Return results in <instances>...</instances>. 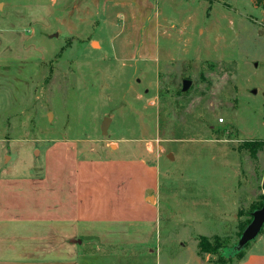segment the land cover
Instances as JSON below:
<instances>
[{"label":"rangeland","instance_id":"obj_1","mask_svg":"<svg viewBox=\"0 0 264 264\" xmlns=\"http://www.w3.org/2000/svg\"><path fill=\"white\" fill-rule=\"evenodd\" d=\"M259 1L150 0L161 28L155 57L139 58L129 25L106 21L91 0H0V33L15 34L7 48L0 34V55L9 51L0 59V170L36 172L62 140L89 159L160 168L157 226L121 228L105 244L87 239L82 264L245 259L255 241L243 257H226L264 196ZM203 239L224 249L203 254Z\"/></svg>","mask_w":264,"mask_h":264},{"label":"crops","instance_id":"obj_2","mask_svg":"<svg viewBox=\"0 0 264 264\" xmlns=\"http://www.w3.org/2000/svg\"><path fill=\"white\" fill-rule=\"evenodd\" d=\"M91 1L106 21L121 17L129 25L134 57H155L161 24L150 0ZM0 34L7 48L15 34ZM35 168L0 170V264H82L87 239L105 244L121 228L159 222L160 168L143 159H89L75 141L62 140L45 148ZM151 234L138 237L146 242ZM244 258L240 264H264V229Z\"/></svg>","mask_w":264,"mask_h":264},{"label":"water","instance_id":"obj_3","mask_svg":"<svg viewBox=\"0 0 264 264\" xmlns=\"http://www.w3.org/2000/svg\"><path fill=\"white\" fill-rule=\"evenodd\" d=\"M192 82L186 80L183 82V92H186L190 89ZM256 94V91L253 92ZM111 123L110 118H106L102 124V133L107 135L108 128ZM252 221L242 232L237 245H235L231 250L228 256H236L238 253L244 251L248 244L255 241L258 236L261 234L264 228V201L262 207L251 214Z\"/></svg>","mask_w":264,"mask_h":264},{"label":"trees","instance_id":"obj_4","mask_svg":"<svg viewBox=\"0 0 264 264\" xmlns=\"http://www.w3.org/2000/svg\"><path fill=\"white\" fill-rule=\"evenodd\" d=\"M259 6H260V8H262L263 10H264V0H260L259 1ZM247 145L248 146H253V142H249V143H247ZM263 201H264V196H262L261 197V201H260V203L256 206V207H254L253 208V211H252V213L254 212V211H256V210H258V209H260L261 207H262V204H263ZM251 213V214H252ZM251 216V215H250ZM252 221V217L250 218V220L243 226V228H242V231H241V233H240V236H241V234H242V232L244 231V229L250 224V222ZM264 229V228H263ZM263 231V230H262ZM262 233V232H261ZM249 246V244L247 245V247ZM219 249H221V251L224 249V246H220L217 242L213 245H211L207 240H205V239H203L202 240V242L200 243V250H201V253H203V254H215ZM243 252V251H242ZM242 252H240V253H238L236 256H227L226 258L227 259H233V258H235V257H243V256H241L242 255ZM224 257H225V255H224Z\"/></svg>","mask_w":264,"mask_h":264}]
</instances>
